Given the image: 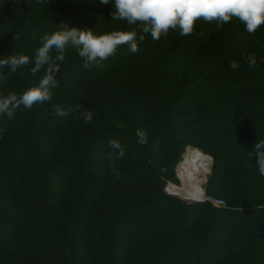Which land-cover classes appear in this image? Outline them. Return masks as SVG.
<instances>
[{
    "label": "trees",
    "instance_id": "obj_1",
    "mask_svg": "<svg viewBox=\"0 0 264 264\" xmlns=\"http://www.w3.org/2000/svg\"><path fill=\"white\" fill-rule=\"evenodd\" d=\"M112 11L114 0H0V60L30 58L0 66V98L38 86L46 34L136 31L139 48L94 70L70 45L49 101L0 114V264H264V176L249 156L264 139V25L198 20L190 36L153 40ZM187 146L212 156L204 192L222 206L164 190Z\"/></svg>",
    "mask_w": 264,
    "mask_h": 264
},
{
    "label": "clouds",
    "instance_id": "obj_2",
    "mask_svg": "<svg viewBox=\"0 0 264 264\" xmlns=\"http://www.w3.org/2000/svg\"><path fill=\"white\" fill-rule=\"evenodd\" d=\"M99 2L107 5L111 0ZM114 8L115 11L110 13V17L117 21H127L129 25L139 23L142 32L150 34L153 40H159L162 36H167L170 30L176 29H179L181 36H190L194 33L198 20L215 22L219 28L235 18L244 25L248 34H254L261 25H264V0H114ZM144 39V35L139 36L140 41ZM42 40V46L36 51L34 66L30 71L35 74L46 66L44 76L38 86L28 89L19 97L11 94L0 98V114L11 118L21 105L25 109H31L36 103L49 101L50 88L57 84L55 79L59 72L57 61H64L65 51L70 45L77 48L85 69L115 55L119 46L126 44L132 53L139 51L136 31H113L94 35L91 30L67 27L44 35ZM245 60L247 66L255 70L257 66L255 53L245 57ZM29 62V56L21 54L0 60V66L10 65L11 71L15 72ZM230 67L237 70L240 64L231 61ZM69 111L56 108V114L61 117L68 116ZM82 115L86 123L93 119L91 111ZM110 145L114 148L120 147L115 141H111ZM119 155L122 157L123 151ZM249 156H256V165L260 174L264 176V139L254 145V152H249Z\"/></svg>",
    "mask_w": 264,
    "mask_h": 264
},
{
    "label": "rangeland",
    "instance_id": "obj_3",
    "mask_svg": "<svg viewBox=\"0 0 264 264\" xmlns=\"http://www.w3.org/2000/svg\"><path fill=\"white\" fill-rule=\"evenodd\" d=\"M93 69L96 70L98 65L97 63L93 64ZM216 93L213 91H210V95H215ZM198 148L195 146H187L185 148V150L182 152L180 159L176 162V164L174 165V173L176 178L178 179V182H174V181H168L165 184L164 190L169 193V194H173V195H177L172 193L173 191L170 189L171 186L173 184L178 185L180 188L181 193L185 194L184 191H187L189 193L195 192V195H191L194 196L193 198H184L181 197L180 195H177L187 201H191V200H196L199 201L200 197L202 196H208L207 194H205L204 192V185L207 181L208 178V174L210 172V167L212 164V156L210 154H204L202 151H200V149H198V151H200L204 156H206V158L204 159V161L202 162V165L200 166L201 169L199 170V168H196V172L192 173L191 172V177H192V185L194 187H197L198 189H191L189 187V183L190 182H184V172L190 171L192 169L193 166L196 165V161L199 160V157H201L202 155H200L199 153H197L195 150H197ZM184 154H186L184 156ZM185 157V158H184ZM184 158V159H183ZM181 163V164H180ZM180 165V166H179ZM179 169V171H178ZM49 178H51L50 175H47ZM57 185H59V183L54 182L52 184V188L57 187ZM198 190V191H197ZM201 193V194H200ZM186 195V194H185ZM189 196V195H187ZM196 196H198L197 198H195ZM22 207V206H21Z\"/></svg>",
    "mask_w": 264,
    "mask_h": 264
},
{
    "label": "bare ground",
    "instance_id": "obj_4",
    "mask_svg": "<svg viewBox=\"0 0 264 264\" xmlns=\"http://www.w3.org/2000/svg\"><path fill=\"white\" fill-rule=\"evenodd\" d=\"M198 150V149H197ZM204 161V157H199V160L198 161H196V165L195 166H193L192 167V169L190 170V171H187V172H184V182H190L189 184V187L191 188V189H198L197 187H194L193 185H192V183H191V181H192V177H191V172L193 173H195L196 172V168H199V170L201 169V165H202V162ZM198 191V190H197ZM184 193H186V194H189V196L190 195H195L196 193L195 192H192V193H189V192H187V191H184ZM201 194V193H200ZM185 195V194H184ZM192 197H194V196H192ZM198 196H196L195 198H197Z\"/></svg>",
    "mask_w": 264,
    "mask_h": 264
},
{
    "label": "built area",
    "instance_id": "obj_5",
    "mask_svg": "<svg viewBox=\"0 0 264 264\" xmlns=\"http://www.w3.org/2000/svg\"><path fill=\"white\" fill-rule=\"evenodd\" d=\"M200 200H209L216 206H222L224 204L223 200L217 197L202 196L200 197Z\"/></svg>",
    "mask_w": 264,
    "mask_h": 264
}]
</instances>
